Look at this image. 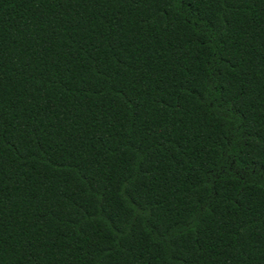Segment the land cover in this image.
Returning <instances> with one entry per match:
<instances>
[{"label":"trees","instance_id":"obj_1","mask_svg":"<svg viewBox=\"0 0 264 264\" xmlns=\"http://www.w3.org/2000/svg\"><path fill=\"white\" fill-rule=\"evenodd\" d=\"M0 264H264V0H0Z\"/></svg>","mask_w":264,"mask_h":264}]
</instances>
